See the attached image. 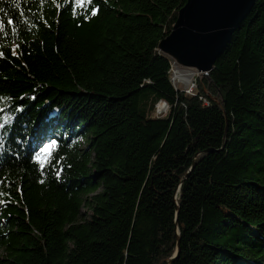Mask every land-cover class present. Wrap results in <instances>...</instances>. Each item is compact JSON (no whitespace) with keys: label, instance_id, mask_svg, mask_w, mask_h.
<instances>
[{"label":"trees","instance_id":"16d2710c","mask_svg":"<svg viewBox=\"0 0 264 264\" xmlns=\"http://www.w3.org/2000/svg\"><path fill=\"white\" fill-rule=\"evenodd\" d=\"M186 2L0 0V264H264V0L195 94Z\"/></svg>","mask_w":264,"mask_h":264},{"label":"water","instance_id":"95a60500","mask_svg":"<svg viewBox=\"0 0 264 264\" xmlns=\"http://www.w3.org/2000/svg\"><path fill=\"white\" fill-rule=\"evenodd\" d=\"M255 3L256 0H187L159 49L179 66L210 79L217 59ZM179 244L180 241L168 264L179 256Z\"/></svg>","mask_w":264,"mask_h":264},{"label":"rangeland","instance_id":"374dc122","mask_svg":"<svg viewBox=\"0 0 264 264\" xmlns=\"http://www.w3.org/2000/svg\"><path fill=\"white\" fill-rule=\"evenodd\" d=\"M176 68L177 70H175ZM182 77L185 80H182V79L179 80V78H182ZM172 78L178 87H181L184 89H189L193 87L195 88V91L197 92L198 84L199 82L202 81L201 79L204 78V76H202V74L198 73L197 71L193 69L181 67L178 64L173 62ZM84 210L85 208L83 209V211Z\"/></svg>","mask_w":264,"mask_h":264},{"label":"snow or ice","instance_id":"6c2138e0","mask_svg":"<svg viewBox=\"0 0 264 264\" xmlns=\"http://www.w3.org/2000/svg\"><path fill=\"white\" fill-rule=\"evenodd\" d=\"M74 3L78 4V5H83L84 3V0H73ZM95 11L96 9L94 8L92 10L93 14H95ZM15 21L13 19H9L7 21V25L11 26V25H14ZM5 28V21L3 20V18H0V31H3ZM13 30H15L13 28ZM0 55H3V53H0ZM3 112V109H0V113ZM0 119L2 120H7V117H0ZM5 124L4 123H0V127H4ZM56 144V141H51L50 144L46 145L45 148H44V151L48 152V154L50 155L51 154V149H52V146Z\"/></svg>","mask_w":264,"mask_h":264},{"label":"built area","instance_id":"2783aa9c","mask_svg":"<svg viewBox=\"0 0 264 264\" xmlns=\"http://www.w3.org/2000/svg\"><path fill=\"white\" fill-rule=\"evenodd\" d=\"M174 85L177 86L175 82H174ZM183 90L189 94H195V92H196L195 88H193V87H191L189 89L183 88ZM203 102L205 104H209V101L206 98H203ZM168 111H169V104L167 101L161 100L157 103L156 108H155V114L157 116H165L168 113Z\"/></svg>","mask_w":264,"mask_h":264},{"label":"bare ground","instance_id":"6f19581e","mask_svg":"<svg viewBox=\"0 0 264 264\" xmlns=\"http://www.w3.org/2000/svg\"><path fill=\"white\" fill-rule=\"evenodd\" d=\"M174 63H175V62H174ZM175 70H177V68H176ZM174 72H175V71H174ZM181 79H182V80H185L183 77H182V78H179V80H181Z\"/></svg>","mask_w":264,"mask_h":264}]
</instances>
